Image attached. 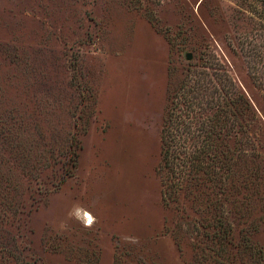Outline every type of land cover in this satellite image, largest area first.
Masks as SVG:
<instances>
[{"label": "rangeland", "instance_id": "rangeland-1", "mask_svg": "<svg viewBox=\"0 0 264 264\" xmlns=\"http://www.w3.org/2000/svg\"><path fill=\"white\" fill-rule=\"evenodd\" d=\"M263 58L264 0H0V264H264Z\"/></svg>", "mask_w": 264, "mask_h": 264}, {"label": "trees", "instance_id": "trees-1", "mask_svg": "<svg viewBox=\"0 0 264 264\" xmlns=\"http://www.w3.org/2000/svg\"><path fill=\"white\" fill-rule=\"evenodd\" d=\"M260 57V56H258ZM264 59V58H263ZM254 63L257 64V61ZM253 65L252 68L254 70H258L257 65ZM233 83V86L235 87V90L226 91L225 95L220 94L218 99H216L213 102V105L211 109H213L211 116L208 117V120L206 123L207 127L209 128V131L205 133V135H198L197 137H193V135L189 136L188 139H183L182 137H175L174 133L172 132L175 130L174 127L170 125H177V131L183 130L181 124L179 121L170 122L168 121L166 127L164 128V136H163V158H164V167L168 169L169 171H174V169H177L178 174L180 175L179 178L183 179L184 176L187 174H191L193 170H201L203 166L206 165V169H213L215 174L218 173L217 171L219 169H222L225 167V164H227L228 158L218 155V153H211L208 148L213 146L214 139L211 137L210 133H212L214 129V123H218L221 119V116L225 114L226 112H229L233 109L239 108L240 101V95H238L235 91L238 90V87L234 83V81H231ZM239 96V97H238ZM242 97V95H241ZM200 108V107H199ZM205 112V109H204ZM171 120V119H170ZM172 123V124H169ZM206 123H204L206 127ZM213 123V124H212ZM194 138V146L199 147L197 151H194V153L184 154V157H181L179 149L182 147L183 144L189 143V140H192ZM193 141V140H192ZM172 149L175 151L172 153ZM182 154V153H181ZM216 168V169H215Z\"/></svg>", "mask_w": 264, "mask_h": 264}, {"label": "bare ground", "instance_id": "bare-ground-1", "mask_svg": "<svg viewBox=\"0 0 264 264\" xmlns=\"http://www.w3.org/2000/svg\"><path fill=\"white\" fill-rule=\"evenodd\" d=\"M89 225H92V224H89Z\"/></svg>", "mask_w": 264, "mask_h": 264}]
</instances>
